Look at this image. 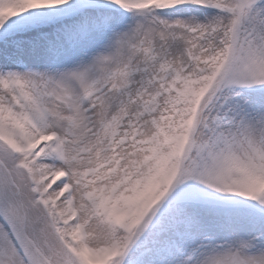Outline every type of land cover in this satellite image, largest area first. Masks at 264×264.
<instances>
[{"label": "snow or ice", "instance_id": "snow-or-ice-1", "mask_svg": "<svg viewBox=\"0 0 264 264\" xmlns=\"http://www.w3.org/2000/svg\"><path fill=\"white\" fill-rule=\"evenodd\" d=\"M0 264H264V0H0Z\"/></svg>", "mask_w": 264, "mask_h": 264}]
</instances>
